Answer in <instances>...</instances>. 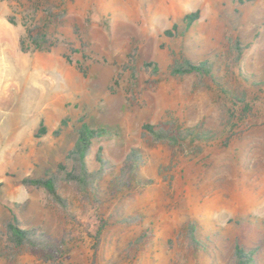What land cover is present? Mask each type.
<instances>
[{
	"label": "rangeland",
	"instance_id": "1",
	"mask_svg": "<svg viewBox=\"0 0 264 264\" xmlns=\"http://www.w3.org/2000/svg\"><path fill=\"white\" fill-rule=\"evenodd\" d=\"M82 122L110 131L89 172L100 146L109 165L75 184L57 170ZM46 170L69 211L21 183ZM11 209L53 247L9 246ZM235 246L264 264V0H0V264H237Z\"/></svg>",
	"mask_w": 264,
	"mask_h": 264
},
{
	"label": "trees",
	"instance_id": "2",
	"mask_svg": "<svg viewBox=\"0 0 264 264\" xmlns=\"http://www.w3.org/2000/svg\"><path fill=\"white\" fill-rule=\"evenodd\" d=\"M242 1V0H240ZM199 16L198 10L192 11L182 18L183 30H187L191 24L197 20ZM178 32V25L174 23L169 29L164 30L165 36H174ZM30 37V36H29ZM43 38V36H42ZM237 47V46H236ZM153 65V70H157L156 64L146 63L145 66ZM171 73L175 75L184 74H198L201 76L211 75V66L207 61L193 63L189 60L176 61L171 67ZM142 129L146 135L155 141H166L171 143H178L184 141L186 135L181 129L171 132L161 126L145 123ZM45 128L42 126L40 132H44ZM110 135V131L103 127H91L87 123L82 122L76 130V139L73 146L65 155V160L71 163L70 169L67 165L59 164L58 172L62 173L63 179L67 182L75 184H85L93 175L103 174L109 162L103 153V148L100 146L95 154V161L98 163V169L94 172H89L87 167V160L90 148L95 139ZM140 152L132 148L126 155L123 161L122 179L125 181L126 177H133L135 173L124 172L126 168L131 170L137 169L141 162ZM135 172V171H134ZM127 175V176H126ZM21 183L25 186L43 188L49 195L50 199L62 208L64 211H69V201L66 197L59 193L58 182L56 175L50 170H46L42 177H25L21 179ZM6 229V243L13 247H27L37 252L46 251L47 248L53 247L49 239H46L41 233L37 234L33 230H27L20 227L17 214L11 209L10 216L5 224ZM237 264H248L251 261V254L244 252L239 246H235L234 250Z\"/></svg>",
	"mask_w": 264,
	"mask_h": 264
}]
</instances>
